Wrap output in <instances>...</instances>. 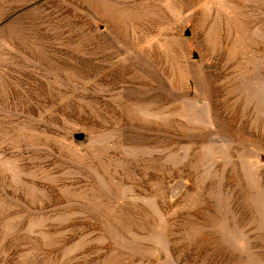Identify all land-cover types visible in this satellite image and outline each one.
Segmentation results:
<instances>
[{
  "label": "rangeland",
  "instance_id": "obj_1",
  "mask_svg": "<svg viewBox=\"0 0 264 264\" xmlns=\"http://www.w3.org/2000/svg\"><path fill=\"white\" fill-rule=\"evenodd\" d=\"M0 264H264V0H0Z\"/></svg>",
  "mask_w": 264,
  "mask_h": 264
},
{
  "label": "water",
  "instance_id": "obj_2",
  "mask_svg": "<svg viewBox=\"0 0 264 264\" xmlns=\"http://www.w3.org/2000/svg\"><path fill=\"white\" fill-rule=\"evenodd\" d=\"M186 35L188 36V35H189V33H186ZM79 138H80V139H82V136L80 135V136H79Z\"/></svg>",
  "mask_w": 264,
  "mask_h": 264
}]
</instances>
